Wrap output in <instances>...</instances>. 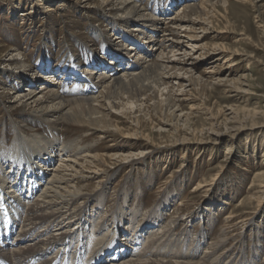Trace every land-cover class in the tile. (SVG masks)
<instances>
[{
	"label": "rangeland",
	"instance_id": "rangeland-1",
	"mask_svg": "<svg viewBox=\"0 0 264 264\" xmlns=\"http://www.w3.org/2000/svg\"><path fill=\"white\" fill-rule=\"evenodd\" d=\"M85 1L73 0L66 7L64 0H0V45L3 46L0 51V152H11L13 146L18 143V137L22 135L44 132L45 128L40 123L31 125L33 120H37L35 116L30 117L31 119L27 122L25 116L17 110H11L10 103L5 101L6 94L11 90L24 92L30 87L38 89L43 84L40 79L33 83L32 78L27 76L29 72H31V76L34 73H39L41 77H45L43 72L45 69L51 68L55 73L61 72L59 73L61 76L63 69L64 71L72 70L76 66L87 74L80 73L82 76L88 77L93 69H88L87 66L98 55L110 50L105 44L110 45L111 50L116 49L127 53L132 46L128 47L129 44H125V40L127 42L129 40L139 41L145 37L143 34L155 35L153 29L146 28L145 33L128 34L127 30L129 29L123 26L125 23L116 17L120 14L119 11L111 10V6H107L102 0H93L92 7H89ZM131 1L135 4H140L142 1L145 12L156 16L155 21L161 22L159 27H162L164 20L168 23L170 17L176 16L184 1L198 3L200 0ZM253 1L249 0L247 3L231 1L229 12L218 5L220 7L217 9L220 12L213 20L214 24H211V33L216 35L217 32H222L220 35L222 38L218 39L216 36L215 39L212 35L204 41L211 46L216 43L224 44L241 53L237 59L238 65L233 68V74L229 73L228 65H225L224 61L218 62L217 64L223 72L220 85L209 87L201 85V87L194 88L185 84L183 89L185 102H178V106L182 111L179 116L186 118H182L184 123L179 126L175 119L169 117V112L167 113L164 108L157 110L150 105L149 107L152 109H148L147 115L144 113L136 115L138 118L141 117L142 126L140 125L139 130L149 135L155 142L153 146L144 150V153L130 159L129 164L126 163L128 165L124 166V170L120 169L118 174L107 178L106 187L110 186L109 190L107 189L109 192L106 194V198H101L103 202L101 209L106 213L103 222L107 226L108 223L110 226L113 222L110 216L116 212L114 208L119 203L125 205L124 199L120 200L118 197L120 194L118 190L122 188L116 190L114 186L116 183L124 185L128 175L125 170H130L132 165L139 168L138 175L134 174L136 182L129 185L132 188L133 196L128 200L133 211L137 210L140 213V217H136V225L140 227L148 221V227H153L156 224L154 212L157 211L159 215H164L157 216L159 221L162 219L161 225H165L176 210V217L183 220L182 225L175 228L173 236H165L154 241L151 246H156L152 254L143 258L160 259L173 263L200 260L208 250L210 243L216 239V235H219L221 227L227 224L226 215L233 213L237 216L234 219L233 229L225 228V231L232 237L226 244L228 248L225 249L228 252L226 262L230 264H264V213L261 216V208L256 202L246 207L237 206L249 195L248 191L252 180L264 173V7L258 11L259 9L254 7ZM142 27L147 26L144 24ZM150 31L154 32L150 34ZM156 33L154 41L158 42L161 32ZM112 34L120 37H117L120 42L112 41L120 48L110 43ZM241 34H246L247 39L242 40ZM155 44H147V47L149 46L150 50V47ZM11 50L14 54L22 53V65L11 66L10 63L4 62L8 60L7 55L12 52ZM134 55H136V51L132 52L129 58H133ZM176 59L179 58L176 57ZM125 67L121 65L115 73L118 74ZM202 70L203 68L194 71L196 77L201 76ZM5 72H8L10 77ZM94 72L96 71L94 70ZM110 73L111 76L117 77V74ZM226 79L234 80V83L231 84ZM83 88L82 92L79 88L75 91L72 88L62 89L60 92L63 93L62 95H68V98L97 93V89L92 92L87 85ZM128 117L120 115L118 123H120L121 129L133 132L136 125L133 127V122ZM160 120L167 123L171 121L168 124L175 127L169 129V132L161 133L155 127ZM16 130H19L17 132L20 135L15 133ZM65 132L59 136L64 143L65 139L67 141L68 138L76 139L79 136L72 131ZM61 135L64 136L61 137ZM112 135L113 133H111ZM119 135L114 137L119 139L121 137ZM83 136L82 132V139L89 145L93 141H97L95 152L99 155L107 153L110 145L114 142V139H111L113 137L108 140H99L95 134L88 139H84ZM216 136L222 139L219 144L213 142ZM58 138L55 139L56 147L62 143L58 141ZM115 142L114 144L118 146L123 145L121 140ZM58 161L59 159L56 158L47 170L53 169L55 166H51ZM183 163L186 168L180 169ZM102 168L104 170L102 174H105L101 176V181L114 174L113 172L116 170L109 161L102 163ZM134 168L131 169L134 170ZM178 174H184L183 177L187 175V178L180 179L176 176ZM49 176L47 175L45 183ZM95 182L89 183L90 193L92 192V195L93 193H103L102 185L98 189L99 192H94L97 185ZM45 183L41 184V191L35 195L36 198L43 192L42 187L43 185L45 187ZM137 183L139 184L137 185ZM198 186L200 190L193 192ZM262 197L264 198V195ZM202 209H204L203 214L197 215ZM194 213L196 215L191 218ZM106 218L109 219L108 222H106ZM243 219L248 220L244 222ZM250 222L255 223L254 228L250 227ZM50 226L53 227L51 232L54 233L58 230L55 224L48 225L47 228ZM133 232L131 231V234L134 235L133 238H137L141 245L146 243L145 239H141L138 234ZM73 234H76L75 230L68 233V235ZM160 245H162L161 251L158 249ZM148 253L149 251L146 252V254ZM219 255L221 256V254ZM219 255L214 258L215 264L224 262L223 259L222 262L220 259L218 261ZM130 257L132 256L130 255ZM130 257L121 260L120 263L131 259ZM143 258L138 257V259ZM207 259L205 260L209 262Z\"/></svg>",
	"mask_w": 264,
	"mask_h": 264
},
{
	"label": "bare ground",
	"instance_id": "bare-ground-1",
	"mask_svg": "<svg viewBox=\"0 0 264 264\" xmlns=\"http://www.w3.org/2000/svg\"><path fill=\"white\" fill-rule=\"evenodd\" d=\"M72 1L73 0H64L65 6L67 7ZM92 1L93 0H86L85 2H87L89 7H92ZM231 1L234 0H200L198 3L184 1L176 16L170 17L168 19L170 22L168 23L164 20L162 27H159L161 22L157 23L155 21L156 16H151L150 13L145 12L142 1L140 4H135L132 3L131 0H102L107 6H111V10L119 11L120 14L116 17L125 23L123 26L124 28L129 29L127 30L128 34H134L136 32L145 33V28L148 30L153 29L155 32H161V38L158 42L154 41V37L151 35L146 34L143 38L146 45H153L156 43L153 47H150V51L147 49L145 50V53L148 56L139 52L134 55V61H128V63L117 62V64L114 63V61H111V69H109L108 72L102 71L98 74L93 71L90 72L89 77L82 76V74L78 73L81 80L84 79L85 81H90L87 85L89 90L93 92V90L96 91L97 89V93H91L89 96L85 95L68 98V95H62L63 93L60 92V81L56 82L55 78H51L49 74H44L45 77H41L39 73H34L31 76V72H29L30 74L28 73L27 76L32 78L33 83L34 81L38 82L36 81L38 79L43 82L38 89L30 87L24 92H14L11 90V92L6 94L7 99H5V101L7 100L10 103L11 110L19 111L21 115L26 117L27 122L31 119L30 117L35 116L37 120H33L31 125L40 123L45 129L43 133L37 132L35 134L32 133L18 137V143L13 146L11 152H0V159L5 158L13 162V160L19 158L26 160L34 157H41L43 158L42 160H44L45 170L51 174L47 183H45V187L44 185V188L42 187L43 192L38 198L33 201L31 200L27 215L21 220L22 225L25 228L23 239H28V242L18 243V247L13 250L14 253L17 252L15 259L16 262L22 258L28 260L36 254L46 253L48 246L53 247V245H58L60 242H63L67 236L72 237L73 235H68L72 230H75L76 234L79 233L83 238H86L87 240L85 243L87 242L88 244L89 240L94 241L95 239L93 242L95 248H105L109 245V241L106 239H109L111 235L113 236L117 227V229H120L123 232V238H121L123 240L121 241H127L122 248L118 249L119 251L122 249L127 250L128 247L133 246L132 244L139 243L137 238H133L134 235L131 234V231H134V234H138L141 239H145L146 243L141 245L143 246V249L139 247L140 251L142 249L140 254L136 252L137 250L135 247L137 244L134 245L135 251L131 252L130 255L132 256L133 254L136 257H132L137 259L134 260L130 257L131 259L123 263H120L121 260H119V262L117 261L115 264H215L214 258L219 254H221V256L219 255L218 261L220 259L222 262L223 259L224 262H222V264H230L226 262L228 252H226L225 249L227 248L226 244L230 242L232 237L225 230L228 229L226 227L233 229L235 222L234 219L237 218L233 213L226 215L225 219L227 224L221 227L219 235H216V239L210 243L208 250L200 260L187 262L180 260L182 263L176 260L177 262L173 263L160 259L154 260L143 258L152 254V251L156 246H151L154 241L164 238L165 236H173L175 228L182 225L183 220L176 217L177 210L175 209L176 211H174L171 216L169 215L170 218L166 224L161 225L160 223L162 219L159 221L157 216L162 217L164 215H159L158 211H153L156 214V217H154L156 224L153 227H148V221L144 222L140 227L136 225V217H140V213L137 210L133 211V207L130 206L128 200L133 196L132 188L129 187V185L136 182L135 176L139 173L137 171L139 169L138 167L132 165L131 168L135 167L134 170L131 168L130 170H125V173H128L126 177L127 180L125 181L126 185L125 183L124 185L116 183L114 186L116 190L120 187L122 188L121 190H118L120 194L122 193V195L120 196L119 194L118 197L120 200L123 198L125 202V205L119 203V205L114 208L116 210L113 209L116 212L111 214L110 217L114 226L112 224L109 226V223L107 226V224H104L103 222V217L104 215L106 216V213L101 209L103 205L101 198H106V194L109 192L107 189L109 190L110 186L106 187L107 178L109 179V177L118 174L117 172L120 169L124 170V166L129 164L128 161L130 159L144 153L143 151L150 148L151 145L153 146L155 142H153L149 135H146L139 130L142 126L140 123L141 117H137L139 113L147 115L148 109H152L149 107L150 105H152L154 109L157 108V110H159V108H164L167 113L169 112V117L175 119L179 126L184 123L182 118H186L179 116V113L182 111L178 106V102H185V93L183 90L185 84H189L190 87L193 86L194 88L201 87V85L206 87L220 85L223 72L220 70V67L217 64L218 62L224 61V64L228 65L229 73L231 75L233 74V68L238 65L237 59L241 53L224 44L216 43L211 46L204 42L212 35L215 39L216 36L218 39L222 38L220 36L222 32H217L216 35L211 33V24L220 12L217 8L221 6L229 12ZM236 1L247 3L249 0ZM253 3L255 5L254 7L259 9L258 11L264 7V0H254ZM259 13L261 15V12ZM144 24L149 28L142 27ZM141 27L144 29L142 30ZM240 36L242 40L247 39L246 34H241ZM111 37V44H113L112 41L114 43L115 41L117 43L120 42L118 41V38H120L118 35L112 34ZM105 45L108 48L111 47L110 45ZM113 45L117 46L116 44ZM2 48L3 46L0 45V51ZM133 49L134 48L131 47L128 50L133 51ZM7 56L9 58L4 62H7L8 64L10 63L9 65L11 66L14 64L22 65V53L17 52L14 54L12 51ZM147 57L152 58L148 59ZM176 57L179 59H176ZM121 65L126 67L122 68L118 74L115 73ZM137 65L139 66L138 68H136ZM201 68H203L201 76L196 77L194 71ZM110 72L117 74V77L111 76ZM6 74L10 77L8 72ZM226 81L231 82V84L234 83V80L230 81L226 79ZM78 88L80 89V87H75L73 91ZM150 102L152 103L150 104ZM192 109L195 108L192 107ZM120 115H122V117L130 116L128 118L133 122V127L136 125V129L134 128L133 132L120 128V123H118V117H120ZM158 122L159 124H156L155 127L160 130L161 133L169 132L175 127L172 124H168L171 121H168L167 123L166 121L164 122L163 120H160ZM17 131L19 130H16L15 133ZM65 131H72L75 135L77 133L79 136L76 139L72 136L73 139L68 138L67 141L65 139L64 143L59 136L60 134H64ZM82 132L84 133V139H88L95 134L99 140H108L113 137L111 139H114V142L110 145V149L107 153L99 155L95 152V150H97V141H93L90 145L87 144L82 139ZM111 133H113L112 136ZM16 134L20 135L18 132ZM118 134L121 136L119 139L115 138ZM63 136L64 135H61V137ZM57 138L58 141L62 143L60 146L56 147L57 141L55 139ZM117 140H121L123 145L118 146L117 144H114ZM221 140L222 139L216 136V138L213 139V142H215L214 144H219ZM56 158L59 159V161L51 166L55 167L47 170ZM108 161L114 168H116V170L113 172L114 174L109 175L106 179L101 181V176L105 174H102L104 171L102 163ZM184 168H186L185 163L181 165L180 169ZM14 173L15 172L13 171L11 176H13ZM135 173L136 175H134ZM183 175L184 174H178L176 176L180 179L187 178V175L185 177H183ZM0 179L4 180L3 177H0ZM93 181H96L95 183H97L94 192L98 191L102 185L103 193H93V195L91 194L92 192L90 193L89 188L91 186L89 183ZM39 184H42V182ZM138 184L139 183H137V185ZM5 190L10 191V187L7 186ZM199 190L200 187L198 186L193 192ZM40 191L41 189L38 192ZM38 192L37 194H39ZM248 194L249 195L245 200L237 206L246 207L256 202L258 207L261 208L260 214L263 216L264 198L262 196L264 195V173L256 176L255 179L252 180V185L249 188ZM203 212L204 209L200 210L197 215L203 214ZM194 215H196V213L191 215V218ZM247 220L248 219H243L244 222ZM108 221L109 219H107L106 222ZM53 224L58 227V230L54 233L51 232L53 229L52 226L47 228L48 225ZM254 224L255 223H251L250 227H253ZM87 225H89L88 229ZM161 246L162 245L158 248L160 251ZM146 247L148 248L146 249ZM95 248H92L91 251L95 250ZM103 250L105 254L111 252V248ZM148 251L149 253L146 254ZM95 252L91 254H94ZM2 253L8 259H11V253L7 251ZM139 256L143 259H138ZM206 258H208L207 260H209V262L205 260ZM111 263L114 262L111 261ZM111 263L109 262L106 264Z\"/></svg>",
	"mask_w": 264,
	"mask_h": 264
}]
</instances>
